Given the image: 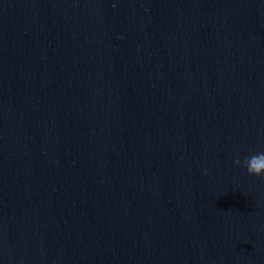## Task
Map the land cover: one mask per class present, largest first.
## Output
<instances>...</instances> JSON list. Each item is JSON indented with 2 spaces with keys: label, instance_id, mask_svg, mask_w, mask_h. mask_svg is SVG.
<instances>
[{
  "label": "clouds",
  "instance_id": "clouds-1",
  "mask_svg": "<svg viewBox=\"0 0 264 264\" xmlns=\"http://www.w3.org/2000/svg\"><path fill=\"white\" fill-rule=\"evenodd\" d=\"M234 163L240 165L241 161L237 158ZM243 166L249 175L264 178V151L246 157L243 161Z\"/></svg>",
  "mask_w": 264,
  "mask_h": 264
}]
</instances>
